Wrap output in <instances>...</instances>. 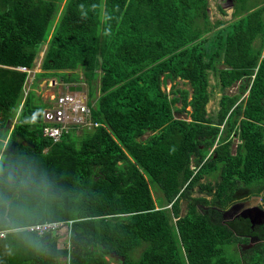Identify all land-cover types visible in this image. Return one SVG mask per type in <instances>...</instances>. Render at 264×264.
Returning a JSON list of instances; mask_svg holds the SVG:
<instances>
[{"label": "trees", "instance_id": "trees-1", "mask_svg": "<svg viewBox=\"0 0 264 264\" xmlns=\"http://www.w3.org/2000/svg\"><path fill=\"white\" fill-rule=\"evenodd\" d=\"M222 9L225 22L209 0H0V264L250 260L249 221L223 213L264 189V1ZM42 51L32 87L82 76L103 126L42 137L44 103L16 70ZM44 223L68 226L69 247L60 227L25 229Z\"/></svg>", "mask_w": 264, "mask_h": 264}, {"label": "built area", "instance_id": "built-area-1", "mask_svg": "<svg viewBox=\"0 0 264 264\" xmlns=\"http://www.w3.org/2000/svg\"><path fill=\"white\" fill-rule=\"evenodd\" d=\"M21 71H26L21 68ZM32 81H28L32 84ZM57 80H43L37 84L35 89L36 95L44 103L43 121L47 124L44 127L43 135L52 142H58L61 136L68 130H76L79 132L83 129H91L98 124L92 121V114L85 102L76 93L68 92L67 86L58 87ZM29 88L25 87L24 92H29ZM59 224L45 223L29 227V231H37L39 234L49 229L58 227Z\"/></svg>", "mask_w": 264, "mask_h": 264}, {"label": "rangeland", "instance_id": "rangeland-1", "mask_svg": "<svg viewBox=\"0 0 264 264\" xmlns=\"http://www.w3.org/2000/svg\"><path fill=\"white\" fill-rule=\"evenodd\" d=\"M250 1H252L253 2V0H250ZM259 1V0H258ZM261 1H263V0H261ZM209 2L210 3H213V6L215 7V5L216 6H221V7H223L224 8V10L227 12V13H229L230 12V10H231V3H232V0H209ZM213 12H214V14H215V16L217 17V15H221L222 17L221 18H218L219 20H221V21H227V20H229V17H228V15H224V14H222V13H220L219 11H218V9H213ZM44 49V48H43ZM41 59H42V53H41V55H39L38 57H37V59L35 60V67L34 68H32V69H30V70H28V72H27V83H29L28 81H31L32 79H33V76L38 72V71H40V63H41ZM81 79H82V82L79 84L81 87H82V90H83V92L81 93V95L83 96V97H85L86 99L85 100H87V102H88V105L89 106H91V107H95V103L97 102L96 100H94V101H91V100H89L88 98H87V93H88V90H89V88H88V83L87 82H85V78H83L82 76H81ZM58 81V80H57ZM26 83V84H27ZM58 83H59V85H58V87L59 88H61V86H62V84L58 81ZM238 83L237 84H234L232 87H230V88H228L227 90H226V94H228V95H235L236 93H237V87H238ZM169 86H170V83H167V88L169 89ZM183 86H181V88H182ZM185 87V89H190V87H188V85H185L184 86ZM63 88V90H65L64 89V87H62ZM190 91V90H189ZM244 97V95H242L241 96V99ZM89 101H90V103H89ZM211 107V106H210ZM79 133V132H78ZM236 141V140H235ZM234 149V148H233ZM233 154H234V152H232ZM253 187H258L259 186V183L255 186V185H252ZM186 202L185 201H182L181 202V211H180V216L182 217L184 214H185V212H186ZM68 226H65V225H63L62 227H60L59 228V230H57V234L59 235L58 236V240H57V242H58V244H57V246L59 247V248H63V247H69V245H68V237L70 236V232H69V230H68ZM0 236H2V235H0ZM226 246H228V245H226ZM247 246V245H246ZM246 246H243V248H242V250H247V249H251V247L252 246H248V247H246ZM236 247H237V245H236ZM261 248L260 249H264V244L263 245H261L260 246ZM237 248H240V247H237ZM257 251H258V249H252L251 250V252H250V261H252L254 264H257V263H259V262H261V256L257 253ZM226 252H227V254H229V256H230V258H232V259H235V260H237L239 257H243V255L241 254V252H240V249H236L235 250V247L233 246V245H230V246H228V248H227V250H226ZM63 264H64V260L63 261H61ZM62 263H60V264H62ZM110 264H118L117 262H114V261H110ZM241 264H251L250 262H248V256L246 257V260L245 261H242L241 262Z\"/></svg>", "mask_w": 264, "mask_h": 264}, {"label": "clouds", "instance_id": "clouds-1", "mask_svg": "<svg viewBox=\"0 0 264 264\" xmlns=\"http://www.w3.org/2000/svg\"><path fill=\"white\" fill-rule=\"evenodd\" d=\"M42 53V55H43V51L41 52ZM41 53L39 54V55H41ZM21 68H16V70H18V71H20V72H23V73H26V81H25V83H24V85H23V89L25 88V87H28L30 90L29 91H31V92H34L35 94H36V91H35V89L37 88V86H33L32 87V85H33V83H34V79H35V75L33 76V81H32V84H29V83H27V72H28V70H30V69H27V68H25L26 69V71H21L20 70ZM40 71H38L37 73H39ZM49 79H54V80H56L55 78H45V79H43V80H49ZM43 80H41V81H43ZM41 81H39V83L41 82ZM60 82V81H59ZM27 83V84H26ZM61 84H62V86L63 87H65V86H67V91L68 92H71V91H69L68 90V87L69 86H79V87H81L79 84L80 83H70V84H68V83H62V82H60ZM38 84V83H37ZM83 92V90H82V87H81V90L80 91H72V93H76V94H78V96L80 97V98H82V100L85 102V104H86V106L90 109V111H91V114H92V121L94 122V123H97L98 125L96 126V127H92L91 129H83V130H88V131H92V130H94L95 128H97V127H99V126H101V123H98V122H96L94 119H93V110L95 109L94 107H91V106H89L88 105V102H87V100H85L86 98L85 97H83L82 95H81V93ZM244 95H246V94H244ZM87 98H88V93H87ZM44 109V108H43ZM43 109H42V112H43ZM183 118V117H182ZM42 122L43 123H45L44 121H43V119H42ZM44 130V128H42V132L40 133L41 135H42V137H44V138H47V137H45L44 135H43V131ZM73 133L74 134V136L75 137H80V136H82V131L80 130L79 131V133L76 131V130H68L67 132H65L62 136H61V138L62 137H64L65 135H67V134H69V133ZM61 138H60V140H61ZM48 139V138H47ZM59 140V141H60ZM58 141V142H59ZM24 142H22V144H23ZM26 143V142H25ZM53 143H56V142H53ZM28 144V143H27ZM24 145V144H23ZM26 146V145H25ZM46 149V151H47V148H45ZM264 189L262 190V191H260L259 193H258V195H256V196H252V197H250L249 199H247V200H245V201H249V200H251V199H253V200H258V202H257V204H256V207H258L260 210H264V207L263 208H261V207H259V202H260V199H261V197H264ZM245 201H242V202H245ZM242 202H238V203H242ZM235 204H237V203H235ZM235 204H233L232 206H234ZM231 206V207H232ZM230 207V208H231ZM165 208H171V205H168V206H166ZM229 208V209H230ZM228 209V210H229ZM253 209V208H252ZM235 211L236 210H234V213H235ZM225 212V211H224ZM233 213V212H232ZM225 218H227L228 219V217H225ZM234 218H238V217H234ZM233 218V219H234ZM228 220H232V219H228ZM248 220V219H247ZM263 220H264V218H262L261 220H260V222L259 223H257V224H254L253 225V227H251V224H250V221H249V224H250V229L252 230L256 225H261V224H264L263 223ZM45 224V223H44ZM56 224H58V223H56ZM36 225H41V224H32L31 226H28V227H26L25 229H27L28 230V228L29 227H32V226H36ZM60 225L61 224H59V226L58 227H56V228H59L60 227ZM55 229V228H54ZM29 231V230H28ZM0 235H2V234H0ZM253 238L250 236L249 237V240H248V243L247 244H245L244 246H246V247H248L249 245L250 246H252L251 247V249H253L254 248V246L255 245H258V244H264V237H262L261 239H259V241L260 242H258V243H256V242H252L251 240H252ZM250 253V252H249Z\"/></svg>", "mask_w": 264, "mask_h": 264}, {"label": "water", "instance_id": "water-1", "mask_svg": "<svg viewBox=\"0 0 264 264\" xmlns=\"http://www.w3.org/2000/svg\"><path fill=\"white\" fill-rule=\"evenodd\" d=\"M69 91H80L81 87L79 86H69ZM35 127H30L29 130H34ZM24 145H28L27 143H23ZM264 195V194H263ZM258 200H249L242 203H237L234 206H232L229 210L225 211L223 213L224 217H228V219H233L234 217H241L244 219H248L250 221L251 227H253L254 224H257V220H260L264 218V210H260L258 207H256ZM253 208V209H252ZM233 210H236L235 213H232Z\"/></svg>", "mask_w": 264, "mask_h": 264}, {"label": "flooded vegetation", "instance_id": "flooded-vegetation-1", "mask_svg": "<svg viewBox=\"0 0 264 264\" xmlns=\"http://www.w3.org/2000/svg\"><path fill=\"white\" fill-rule=\"evenodd\" d=\"M259 207L263 208L264 207V197H261L260 202H259ZM234 213V210L232 211ZM257 222L259 223V220L256 219ZM264 223V220H263ZM253 239L251 240L252 242H260L259 239L264 237V224L261 225H256L252 230H251V235Z\"/></svg>", "mask_w": 264, "mask_h": 264}, {"label": "crops", "instance_id": "crops-1", "mask_svg": "<svg viewBox=\"0 0 264 264\" xmlns=\"http://www.w3.org/2000/svg\"><path fill=\"white\" fill-rule=\"evenodd\" d=\"M259 1H261V0H259ZM263 1H264V0H263ZM232 2H233V0H232ZM231 4H232V3H231ZM211 6H212L213 9H218V6H219V5H218V6L215 5V7H214V6H213V3H211ZM219 7L222 9L221 6H219ZM222 10H223V9H222ZM218 11L220 12V10H218ZM212 12H213V10H212ZM213 13H214V12H213ZM217 17H218V18H221L222 16L219 14V15H217ZM187 110L191 111V109H190L189 107L187 108ZM93 119H94V118H93ZM101 126H103V124H101ZM248 262H250V260H248ZM262 264H264V260H263V263H262Z\"/></svg>", "mask_w": 264, "mask_h": 264}]
</instances>
